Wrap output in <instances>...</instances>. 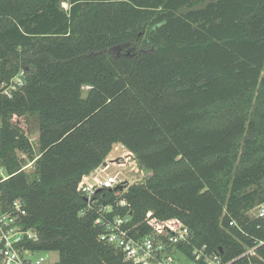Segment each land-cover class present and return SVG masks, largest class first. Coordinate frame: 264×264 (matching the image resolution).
Listing matches in <instances>:
<instances>
[{
	"label": "trees",
	"instance_id": "trees-1",
	"mask_svg": "<svg viewBox=\"0 0 264 264\" xmlns=\"http://www.w3.org/2000/svg\"><path fill=\"white\" fill-rule=\"evenodd\" d=\"M20 69L0 96V190L24 203L25 246L133 264L77 188L121 144L147 178L112 214L177 217L224 261L264 264L240 256L264 239V0H0V81ZM95 197L115 206L113 189Z\"/></svg>",
	"mask_w": 264,
	"mask_h": 264
},
{
	"label": "built area",
	"instance_id": "built-area-1",
	"mask_svg": "<svg viewBox=\"0 0 264 264\" xmlns=\"http://www.w3.org/2000/svg\"><path fill=\"white\" fill-rule=\"evenodd\" d=\"M23 77L24 70L20 69L9 79L0 81V96L11 97L22 87ZM121 150L118 154L119 160L116 158L111 162L112 165L124 166L120 170L121 173L129 172L127 169L130 168L129 170L140 172L142 176L134 180L120 178L116 174L99 177L100 165L84 174L77 186L78 191L85 195L87 200V206L81 214H84L85 210H95L97 213L94 219V224L99 228L97 239L119 249L124 259L133 264H230L231 261H224L217 251H209L205 244L195 245L192 230L177 217L160 218L152 210H147L141 220L132 221L131 210L123 214H112L115 207H129L122 194L129 184L144 182V173L147 174V171L139 168L132 152L123 145ZM120 158L125 160L121 161ZM33 162L34 160L29 161L22 169L33 168ZM103 167L106 169L109 164ZM0 176V182L8 177L2 168ZM104 188L114 190L115 206L111 202L98 203L95 194ZM250 213L255 218H264V202L255 206ZM23 215V201L16 198L7 203L2 199L0 190V264H43L46 260L44 252L32 250L24 245V240H36L37 233L31 228L23 227ZM229 225L236 224L230 221ZM260 246H264V239L255 240L254 245L246 247L240 256H257L264 261L263 256L257 252Z\"/></svg>",
	"mask_w": 264,
	"mask_h": 264
},
{
	"label": "rangeland",
	"instance_id": "rangeland-1",
	"mask_svg": "<svg viewBox=\"0 0 264 264\" xmlns=\"http://www.w3.org/2000/svg\"><path fill=\"white\" fill-rule=\"evenodd\" d=\"M63 6H66V3H63ZM36 137V136H35ZM34 137V138H35ZM31 136V139H34ZM117 148V149H116ZM121 145L120 144H115L113 146V149L110 151V153L107 155L105 161L109 164V167L104 169L103 164L100 166V171L98 172L99 177H103L104 175H110V174H116L118 175L120 178H127L128 180H134V178H138L140 176H142V174L136 173L134 170H129L130 168H128L127 170L129 172L126 173H121L120 170L124 167V166H120V165H115L111 162H114V160L116 158H118V154H120L121 152ZM121 161L125 160L123 158H120ZM119 160V158L117 159ZM128 162H130L129 160H127ZM101 168H103L101 171ZM33 168L32 167H28L26 169L27 172H32ZM144 178H147V174L146 172L144 173ZM43 255L45 256L46 260L43 264H57L58 261V255L56 252H44ZM188 264V263H186Z\"/></svg>",
	"mask_w": 264,
	"mask_h": 264
},
{
	"label": "water",
	"instance_id": "water-1",
	"mask_svg": "<svg viewBox=\"0 0 264 264\" xmlns=\"http://www.w3.org/2000/svg\"><path fill=\"white\" fill-rule=\"evenodd\" d=\"M36 135H38V133L33 134V135H32V138H34ZM106 164H107V162L104 161V162H103V166H105Z\"/></svg>",
	"mask_w": 264,
	"mask_h": 264
}]
</instances>
